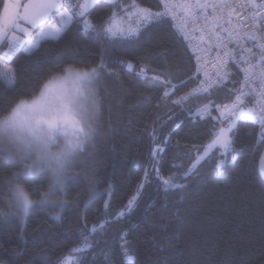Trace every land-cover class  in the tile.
<instances>
[{
  "label": "snow or ice",
  "instance_id": "1",
  "mask_svg": "<svg viewBox=\"0 0 264 264\" xmlns=\"http://www.w3.org/2000/svg\"><path fill=\"white\" fill-rule=\"evenodd\" d=\"M101 6L107 11L94 16V10ZM155 7L157 10L153 11L152 6H142L140 0L130 3L127 0H0V49H6L0 50V88L3 89L0 97L14 92L18 85L21 73L11 65L19 52L34 56L44 44H60L72 30L90 36L98 47L90 64L76 62L77 49L58 50L49 62L51 67L46 75L29 91L9 97L0 106V197H3L0 202L7 208V211L0 209V222L19 217L21 227L17 238L26 245L23 226L37 210L60 223L65 222V213H74L79 221L75 229L69 227L78 237L76 246L59 255L55 249H40L24 264H35L37 257L40 264H136L134 246L127 239L130 230L114 238L122 242L118 254L107 240L101 247V241L96 239L106 235L108 224L120 223L138 207L141 190L151 176L146 169L136 192L114 212L110 211L114 195L111 182L103 193L98 190L94 153L103 118L104 98L100 93L103 89L106 95L112 94L106 77L114 78L118 85L122 83L120 71L112 65L130 71L145 84L163 89L157 98V107L160 103L167 106L171 102L193 118L212 121L208 142L184 146L183 156L187 157L188 164L179 152L174 154V159L180 163L172 167L179 170V175L168 177L162 175L157 157L171 142L173 133L169 131L161 139L155 127L149 132L153 145L149 153L152 171L165 194L180 193L179 199L173 202L175 206L184 199L188 181L200 174L201 162L213 161L217 175H222L228 167L243 159L244 146H237L238 121L254 122L245 134L254 139L256 146L264 145V0H177L175 3L157 0ZM175 9L183 13L179 28L185 37L190 35V22L191 33L199 31L197 39L207 43L204 49L197 45V51L210 52L215 48L217 52L211 61H203V64H211V73L202 68L201 57H197L196 67L203 71L204 78L197 75L195 88L172 99L181 87L195 81L188 71L180 69L178 62L168 63L170 50L158 53L164 59L162 70L151 68L147 59L138 61L137 68L131 60L108 58L116 50L150 39L151 29L166 23L165 17L177 18ZM234 15L238 17L235 21ZM57 17L55 26L49 23ZM222 33H227V37ZM230 44L234 46L229 47ZM32 74H40L38 63ZM220 89L225 92V100L217 103L213 93ZM151 99V96L142 97V102L151 103ZM195 100L201 103L193 106ZM116 102L122 103V98ZM213 111L218 115L213 116ZM179 127L180 124L175 125ZM176 145L180 147L179 141ZM81 175L87 187L72 195L81 183ZM253 179L264 189V166ZM104 195L109 197L103 205L104 218L89 227L88 210ZM99 213L97 209L96 214ZM174 215L179 218L178 207ZM68 223L71 224L70 220ZM174 238L180 240L179 229ZM164 240L169 247L173 246V236H165ZM25 251L28 250L13 249L9 253L11 264H17ZM256 251L252 264H264V244ZM0 264H9V261L0 259Z\"/></svg>",
  "mask_w": 264,
  "mask_h": 264
},
{
  "label": "trees",
  "instance_id": "2",
  "mask_svg": "<svg viewBox=\"0 0 264 264\" xmlns=\"http://www.w3.org/2000/svg\"><path fill=\"white\" fill-rule=\"evenodd\" d=\"M128 3L131 0H127ZM142 6H152L156 11L157 0H140ZM107 8L94 10V16L106 12ZM167 22L151 29L150 39H144L139 44H133L121 50L114 51L108 59L117 57L131 60L139 68L138 61L147 59L149 66L161 69L164 59L158 53L164 49L170 50L168 63L178 62L180 69L188 71L193 81L187 87H181L176 96L183 94L196 83L195 58L189 52L188 44L177 32L170 17L164 18ZM95 22V20H94ZM135 24H133V27ZM147 35V34H146ZM64 48H73L79 51V63L90 64L98 51L97 45L90 36L81 31L72 30L64 37L60 44H44L34 56L19 52L13 65L21 75L14 92H7L0 97V106L4 105L9 97H17L29 91L47 70L49 63ZM6 50V49H0ZM177 58L179 60L177 61ZM39 64V75H33L32 70ZM120 71V85L115 79L106 77L110 86L111 95L101 90L104 98L100 134L97 136L94 153L97 162L98 190L108 188L111 182L114 195L111 197L110 211L121 209L129 198L136 192L138 184L144 178L147 169L150 182L145 183L138 199V207L120 223H110L105 228L106 235L96 239L107 240L113 249L119 252L122 242L118 241L119 234L130 230L128 241L134 246L136 264H242L247 261L252 264L257 255L256 249L264 244V189L254 181L253 177L259 171V158L263 153L264 145L256 146L252 137L246 135L247 128L254 122L238 121L240 130L237 137V146H244L243 159L230 167L222 175H217L213 161L201 162L200 174L188 181V187L183 193L184 199L178 206L173 204L179 199L180 193L162 190L160 181L152 171L150 149L153 147L149 132L155 127L161 139L172 131L171 142L164 146L157 160L162 165L161 173L164 177L176 174L179 170L172 167L180 163L174 159V154L180 153L185 164L189 161L183 156L184 146L193 144L203 145L208 142V132L212 121L205 118H192L181 106H167L158 104V97L163 89H157L150 84L138 80L128 70ZM152 73H150L151 75ZM187 80V77H184ZM176 81H173L175 83ZM230 86V85H229ZM0 91H3L0 88ZM151 96V103L142 102V97ZM174 96L172 99H174ZM122 98V103L117 100ZM217 103L225 100V92L220 89L213 93ZM200 100L192 101V105L200 104ZM111 106V113L109 107ZM183 107H187L184 105ZM173 117L169 119V117ZM159 117V119H157ZM167 121L166 125L164 122ZM176 124L181 127L175 128ZM161 125H164L161 127ZM258 131V128L256 129ZM179 141V148L176 145ZM193 157L195 153H192ZM79 171V169H77ZM81 183L74 189L72 195L87 187V181L81 175ZM182 182V181H181ZM7 192V189H4ZM109 197L104 195L98 203L88 210V224L91 227L103 217V205ZM3 197H0V201ZM179 208V218L174 215ZM83 208V203H81ZM0 209L7 211L0 202ZM99 209V215L96 210ZM66 220L60 223L52 219L46 212L37 210V213L27 221L24 227L23 244L18 235L20 233L19 217L13 216L7 221L0 222V259L9 261V253L13 249H27L18 259L17 264H24L30 259L33 252L45 249L56 250L57 255L67 253L76 246L78 237L69 227L75 229L79 221L74 213H65ZM71 224L69 225L68 221ZM181 232V238L176 241L174 234ZM165 236H173L172 247L164 240ZM251 241V244L249 242ZM118 259V255H117ZM35 264H40L37 257Z\"/></svg>",
  "mask_w": 264,
  "mask_h": 264
},
{
  "label": "built area",
  "instance_id": "3",
  "mask_svg": "<svg viewBox=\"0 0 264 264\" xmlns=\"http://www.w3.org/2000/svg\"><path fill=\"white\" fill-rule=\"evenodd\" d=\"M173 2H177V0H173ZM209 14H211V9L208 10ZM175 12L177 14V18L173 19L171 15H169L171 22H173L174 27L176 28L177 32L180 34V36L183 37V39L185 40L186 44H188V49L189 52L194 56L195 58V71L194 74L197 76L199 75L200 79H203V71H198L196 65H197V57H201V66L204 70L208 71L209 73H211L213 70L211 68V64H203L204 60H208L211 61L212 58L216 55L217 50L215 48H213L212 51L210 52H206V51H197V45H199L200 49H204L206 48L208 45L207 43H200L199 40L197 39L200 36V32H194L191 33V23L189 22L188 24V29L190 32V35L188 37H185L184 33L182 31H180L179 26L181 25L182 21V17H183V13L179 10V9H175ZM236 19H238L237 16H233V20L235 21ZM225 27H227V25H225ZM245 30H247V28H245ZM223 36H225V38L227 37V33H222ZM234 45L230 44L229 47H233ZM242 78V77H241ZM196 83H198V81H196ZM196 83L187 91L183 92V94L190 92L193 88L196 87ZM183 94H180L178 96H176L174 99H177V97L182 96ZM213 116H217L218 113H216L215 111L212 112ZM192 117V116H191ZM193 118V117H192ZM196 118H201V117H196ZM194 118V119H196ZM258 128V127H257ZM258 132V131H257Z\"/></svg>",
  "mask_w": 264,
  "mask_h": 264
},
{
  "label": "rangeland",
  "instance_id": "4",
  "mask_svg": "<svg viewBox=\"0 0 264 264\" xmlns=\"http://www.w3.org/2000/svg\"><path fill=\"white\" fill-rule=\"evenodd\" d=\"M56 20H58V17L56 19H54V20H50L49 23L52 24L53 26H55L56 25ZM17 35H20V34L17 33ZM21 38L25 39V40L27 39L26 37H23V36H21ZM261 166H264V148H263V153H262V155L259 158V169H260Z\"/></svg>",
  "mask_w": 264,
  "mask_h": 264
}]
</instances>
